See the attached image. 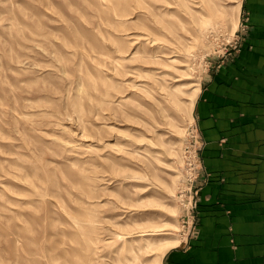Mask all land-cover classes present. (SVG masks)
I'll list each match as a JSON object with an SVG mask.
<instances>
[{
    "label": "rangeland",
    "instance_id": "rangeland-1",
    "mask_svg": "<svg viewBox=\"0 0 264 264\" xmlns=\"http://www.w3.org/2000/svg\"><path fill=\"white\" fill-rule=\"evenodd\" d=\"M240 4L0 0V264H162L189 238L193 104Z\"/></svg>",
    "mask_w": 264,
    "mask_h": 264
},
{
    "label": "crops",
    "instance_id": "crops-1",
    "mask_svg": "<svg viewBox=\"0 0 264 264\" xmlns=\"http://www.w3.org/2000/svg\"><path fill=\"white\" fill-rule=\"evenodd\" d=\"M237 48L193 104L204 182L195 235L162 264H264V0H241Z\"/></svg>",
    "mask_w": 264,
    "mask_h": 264
},
{
    "label": "built area",
    "instance_id": "built-area-1",
    "mask_svg": "<svg viewBox=\"0 0 264 264\" xmlns=\"http://www.w3.org/2000/svg\"><path fill=\"white\" fill-rule=\"evenodd\" d=\"M197 143L196 147H194L192 151V159L190 162L189 167V179L187 182H189V185L184 184V186L181 187L180 190V199L183 205V213L185 218L184 221L188 224V231L187 235L188 237H191L195 235L196 233V207L198 204V193L199 188L201 184L204 182V172H203V165L200 159V155L198 150L201 147L202 141L197 134ZM186 182V183H187ZM190 219V222H189Z\"/></svg>",
    "mask_w": 264,
    "mask_h": 264
},
{
    "label": "bare ground",
    "instance_id": "bare-ground-1",
    "mask_svg": "<svg viewBox=\"0 0 264 264\" xmlns=\"http://www.w3.org/2000/svg\"><path fill=\"white\" fill-rule=\"evenodd\" d=\"M183 85H184V84H183ZM188 85H192V83H189ZM180 241H181L180 239L175 238V239H173L172 241L166 243V244L163 246V248H165V249H164V252H165L166 250H168L169 248H171V247H173V246H175V245H178Z\"/></svg>",
    "mask_w": 264,
    "mask_h": 264
}]
</instances>
